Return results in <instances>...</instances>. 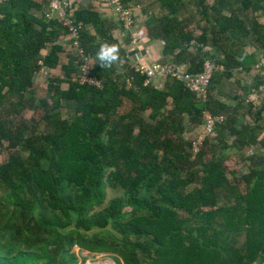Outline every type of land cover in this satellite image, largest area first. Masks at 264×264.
I'll return each instance as SVG.
<instances>
[{"label": "trees", "instance_id": "obj_1", "mask_svg": "<svg viewBox=\"0 0 264 264\" xmlns=\"http://www.w3.org/2000/svg\"><path fill=\"white\" fill-rule=\"evenodd\" d=\"M122 1L128 5L134 0ZM161 1L168 15H152L146 25L149 39L162 42V56H172L189 74L201 73L208 59L224 68L214 73L206 98L169 77L162 88L146 85L132 65L125 74L117 73L115 65L102 68L96 53L101 44H115V40L98 11L79 7L74 14L82 24L79 48L93 58L92 75L101 87L81 83V56L73 48L68 64L62 66L64 77L46 80L47 97L39 100L38 107L42 117L34 121L24 113L36 108V75L44 67H58L63 48L57 42L68 30L57 19L44 16L48 1L0 0V144L6 142L12 150L0 163V185L15 210L32 211L21 188L36 195L38 187L49 193L54 210L75 223L76 235L79 230H99L74 241L66 231L69 223L39 216L43 232L49 231L48 238L41 239L40 251L53 264L59 260L71 264L65 253L74 245L91 253H118L126 264H136V245L145 249L148 240L156 243L148 264L264 261V163L238 180L228 178L224 165L225 149L264 147V137L258 140L264 129L261 111L250 118L253 122L239 128L231 118L219 122L218 141L206 138L195 161L191 160L192 141L178 134L185 116L200 122L205 111L217 115L225 109L213 92L232 70L253 68L255 57L244 50L247 42L264 56V24L256 16L249 23L242 16L254 15L264 0H213L211 6L205 5L208 0H193L205 21L199 35L178 15L183 0ZM190 46L194 53H189ZM255 77L256 82L243 89V99L264 85V76L255 73ZM125 102L130 108L120 112ZM145 112L153 123L141 116ZM39 120L45 125L42 132L35 131ZM226 131L234 140L230 146ZM20 150L28 151V156ZM185 168L186 174L181 173ZM195 181L199 186L189 190ZM63 182L85 187L84 196L65 194L60 189ZM106 186L119 187L122 195L99 213H91L103 202ZM151 186H156L159 198L141 197L142 188ZM179 211L187 217H180ZM107 227L120 237L108 233ZM138 236L146 237L144 243L131 244L130 239ZM22 237L25 234L18 227L13 240L20 243ZM39 257L23 249L13 256L0 255V264H31Z\"/></svg>", "mask_w": 264, "mask_h": 264}, {"label": "rangeland", "instance_id": "obj_2", "mask_svg": "<svg viewBox=\"0 0 264 264\" xmlns=\"http://www.w3.org/2000/svg\"><path fill=\"white\" fill-rule=\"evenodd\" d=\"M132 7L133 4L135 6V12H139L140 15H143L141 21H147L149 17L157 16L163 17L164 15H168V10L166 7L162 6L161 0H134L131 2ZM184 6L181 10H179L178 15L184 20L187 21L188 29H193L195 35H199L202 24L205 21L201 20V15H199L197 4L193 0H183ZM207 3H212V0H208ZM261 12V11H259ZM258 12V13H259ZM248 23L251 21V17L256 16L259 18L261 15L251 13H247L246 15H242ZM242 17V18H243ZM135 18V17H134ZM144 23V22H143ZM199 25V26H198ZM158 47H154L155 57H151L150 59H142L138 60L135 64H150L152 62L165 64L173 67L181 68L182 65L180 63H175L172 56L168 57H160L158 56L159 49L162 48V42L158 41ZM189 53H194V49L190 46L188 50ZM262 58L261 52H258L255 56V64L259 63ZM142 62V63H140ZM220 65V71H223L222 64ZM253 68L249 72H245L242 69L232 70L231 76L224 80L222 85L218 88V91L213 95L215 98L219 99L220 103L225 105V109L220 110V113L213 116L221 117L222 120L226 122L227 118H231L235 121L236 127H240L241 124L245 122H253L250 118L255 117V113L261 111V117L263 121L260 124L264 125V91L258 92V94L250 95L247 99H243V89L253 85L256 81L255 73L256 70ZM185 67V66H183ZM47 80V74H40L38 80H36V98L37 102H35L36 108L32 110H27L24 113V117L30 120H38L42 117V111H40L39 100L47 97V92L45 90V82ZM164 79L158 80L154 84L155 87L162 88ZM249 105H251V109H249ZM253 107V108H252ZM130 104L125 102L120 112L129 110ZM66 109H62L63 115L66 114ZM205 111L204 113H207ZM148 112L141 113V116L146 119L149 123H153V121H149ZM209 113V112H208ZM205 115H203L202 120L200 122L195 121L194 118L185 116L183 120L180 122V130L178 132L179 136H181L184 141L189 142L202 137L204 134V125H205ZM220 119V118H219ZM216 124V132L214 136L208 137V139L212 142L218 141V126L220 123ZM45 129L44 123H40L38 121V125L35 129L36 132H42ZM264 137V129L259 134L258 140ZM233 138L229 136V133L226 131L225 142L227 146H230L233 142ZM12 150L8 148L6 142L0 144V163H3L7 160L9 153ZM227 159L224 162V165L227 169V176L230 180H238L240 177L248 173L251 168L259 169L264 163V147L256 145L250 147H244L241 149L230 147L224 150ZM20 154L23 157H27L29 152L26 150H20ZM196 155L191 156V160L195 161ZM199 167V165H195V168ZM185 170H181V173L186 174ZM237 182V181H236ZM199 186V181H195L190 185L189 190H193L195 187ZM25 197L27 204L32 207V211H22L15 210L11 206V204L7 201V190L4 186L0 185V255L6 256L11 254L14 255L16 251L19 250H29L34 251L40 254V257L32 262L31 264H53L51 262L52 258H47L46 253L40 251L41 239H46L49 236V231L43 232V227L40 225L39 216H42L46 219L57 220L61 222V224H68L66 231L71 232V236L74 241H81L82 236H91L93 233L99 232V230H93L91 232H84L79 230V234L76 235L73 231H75V223L68 222L69 218L66 217L61 210L53 209L50 205V195L48 192H44L37 187V194H31L26 187L21 188ZM60 189L69 196L82 197L84 196L86 189L85 187H75L67 182H63L60 186ZM239 189L244 192V185L240 184ZM123 190L119 187H109L106 186L104 189V199L103 202L99 205H96L92 208L91 213L97 214L102 211L114 198L120 197L122 195ZM141 197H145L146 199H158V191L156 186L144 187L140 191ZM224 202L221 201L220 205H223ZM125 211H129V208L126 207ZM180 217H187V215L183 211H179ZM19 227L20 233L23 231L25 237H22V240L16 242L14 239V231ZM22 229V230H21ZM106 231L116 237H120V234H117L111 227H107ZM17 236V235H16ZM25 238V241H24ZM146 240L145 236L133 237L130 239V243L136 245L137 242L144 243ZM156 246V243L153 240H148L146 242L145 249H142L138 244L136 245L135 252V262L136 264H148L149 255L152 252V249ZM65 257L69 259L71 264H126L122 256L118 253H91L88 251L81 250L78 245H74L70 251L65 253ZM57 264H64L62 261H58ZM252 264H264V261L256 260Z\"/></svg>", "mask_w": 264, "mask_h": 264}, {"label": "built area", "instance_id": "obj_3", "mask_svg": "<svg viewBox=\"0 0 264 264\" xmlns=\"http://www.w3.org/2000/svg\"><path fill=\"white\" fill-rule=\"evenodd\" d=\"M108 6H110L116 16L119 18L126 29H131L135 22L132 8L125 4L122 0H103ZM76 6L69 0H49L48 8L44 12V16L47 19H57L68 30V35L71 37L72 46L77 49L81 56L79 78L81 83L89 84L91 86L101 87L100 81L92 75L94 67V60L89 55H86L79 48L80 32L82 28L81 22H78L74 16ZM132 68L134 72H138L145 77L144 83L146 85H153L158 80L176 79L182 81L186 87L192 92H195L198 96L203 98L207 97V90L211 86L212 78L215 72L220 70V65L212 59H208L204 62V69L199 74H189L186 67H171L165 64H159L152 62L150 64H133ZM256 73L264 76V56L260 59L259 63L254 66ZM130 83V82H128ZM264 91V85H259L257 90L252 89L250 95L258 94V92ZM205 125L204 134L191 143V152L197 154L206 138L214 136L216 132V124L221 117L213 116L211 113H204ZM220 118V119H219Z\"/></svg>", "mask_w": 264, "mask_h": 264}, {"label": "crops", "instance_id": "obj_4", "mask_svg": "<svg viewBox=\"0 0 264 264\" xmlns=\"http://www.w3.org/2000/svg\"><path fill=\"white\" fill-rule=\"evenodd\" d=\"M43 1L45 2L48 1L46 4H49V0H43ZM69 1L75 4L76 9L79 7L91 8L98 11L102 15L103 19L106 22L107 27L111 30V34L113 36V39L115 40V44L120 49L119 52L120 60L117 64H115L117 73L125 74L126 72H129V66L137 63L138 60H140V58L150 59L151 57L153 58L155 57L154 47L159 46L158 40L149 39L147 34L148 28L146 25V21L143 20L141 21L143 15H140L139 12L137 13L135 12L134 10L135 8H133L135 4H133V7H132V3L128 4L129 7L132 8L133 10L135 22L131 29H126L123 23L119 21V18L116 16L114 10L110 6H108L103 0H69ZM212 3H205V5L211 6ZM262 7H263L262 9H258L254 13V15L260 13L261 16L257 18V21L260 24H264V3L262 4ZM90 31L92 33H95L93 29H91ZM57 43L63 48V51L59 54L60 64L58 65L57 68L54 69L44 67L41 70V72L36 75L35 81L38 80L40 74L43 73L47 74V79L49 77L61 78V79L64 77L62 66L68 64L69 53L72 52V49L74 47L72 46L71 37L66 34H62L58 39ZM49 47H51V45H49ZM49 47L47 50H44L42 52L43 55L48 54ZM161 49H159L160 51L158 52V56L165 58L161 54ZM244 50L247 54H250L254 57L259 52L254 48L253 44H251L250 42L246 43V47L244 48ZM73 81H77V77H74ZM62 87L64 89H67L68 85L64 84Z\"/></svg>", "mask_w": 264, "mask_h": 264}, {"label": "clouds", "instance_id": "obj_5", "mask_svg": "<svg viewBox=\"0 0 264 264\" xmlns=\"http://www.w3.org/2000/svg\"><path fill=\"white\" fill-rule=\"evenodd\" d=\"M120 49L116 44H101L96 53V59L102 68H111L120 60Z\"/></svg>", "mask_w": 264, "mask_h": 264}]
</instances>
